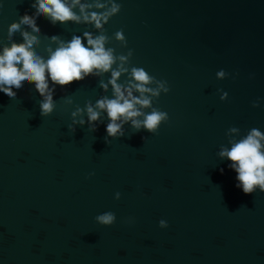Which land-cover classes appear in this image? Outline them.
Returning a JSON list of instances; mask_svg holds the SVG:
<instances>
[{
    "label": "water",
    "instance_id": "water-1",
    "mask_svg": "<svg viewBox=\"0 0 264 264\" xmlns=\"http://www.w3.org/2000/svg\"><path fill=\"white\" fill-rule=\"evenodd\" d=\"M115 2L121 11L103 31L38 18L36 52L47 59V48L58 46L52 36L106 35L105 48L117 57L133 52L118 83L127 84L131 67L167 81L170 92L153 98V107L169 122L156 134L135 132L129 122L126 135L107 144L103 113L97 131L85 123L71 133L77 107L112 98L111 85L100 87L111 72L55 86L49 117L34 84L13 89L14 100L0 92V264H264V192L237 188L231 161L218 155L229 139L252 128L264 133V0ZM33 3L0 0V54L24 42L8 29L34 16ZM121 30L126 48L115 40ZM232 127L239 132L227 135ZM106 212L116 216L110 227L96 220Z\"/></svg>",
    "mask_w": 264,
    "mask_h": 264
},
{
    "label": "clouds",
    "instance_id": "clouds-1",
    "mask_svg": "<svg viewBox=\"0 0 264 264\" xmlns=\"http://www.w3.org/2000/svg\"><path fill=\"white\" fill-rule=\"evenodd\" d=\"M109 3L111 7L101 3L100 0H94L92 3H81V0H35L32 4L36 9L34 16L25 14L19 22L12 23L8 29L10 39L16 32H21L24 42L19 44L13 42L10 47L5 46L0 54V92L14 100L17 98V92L13 89L21 90L25 82L34 84L36 91L42 97L39 104L43 117L51 116L55 110V86L65 87L73 82L83 81L87 77L111 72V79L107 83L101 80L100 87L107 92L111 85L112 98L103 96L95 104L89 101L85 108L77 107L71 114L72 124L69 125V131L73 134L77 124L83 127L85 123L88 124L90 131L95 132L102 114L106 113L109 122L104 139L107 144L108 138L117 139L125 136L124 125L129 122L135 132L143 129L152 134H156L162 124L169 122L167 112L153 107V98L158 100L161 93L170 92L167 81L155 79L141 67H131L127 84L118 83L121 75L129 72L125 64L132 58L133 52L129 50L127 55L121 54L117 57L113 48H105L109 38L104 34L94 37L92 33L86 31L83 39L80 36H73L70 41L52 36L51 42L58 46L54 51L51 47L47 48V59L37 54L36 47L40 45L41 34L37 25L38 18H48L53 25L68 22L88 23L103 31L104 24L121 11V6L115 0H109ZM93 4L95 8L103 11L91 10ZM77 6H79V14L74 10ZM22 25L30 28L31 32L21 31ZM84 40L87 41V46ZM115 40L127 47V40L122 30L115 33ZM117 60L120 64L114 69L113 65ZM217 77L223 79L225 72L219 71ZM153 84L155 87L151 86ZM133 91L138 92L139 96L133 95ZM221 100H228L226 92L222 93ZM67 102L72 103L71 100ZM259 106V102L253 103L254 108ZM141 109H151V111L145 112ZM85 114L87 121L83 119ZM238 132V128L232 127L227 135ZM262 142H264V133L252 128L240 139H229L231 147H221L218 153L222 159L231 161L229 167L237 173L236 187L246 195L255 193L257 189L264 192V143ZM221 172L223 173V169ZM116 199H120V193L116 194ZM96 220L100 225L110 227L115 224L116 216L112 212H106L98 215ZM160 227L167 228V222L161 220Z\"/></svg>",
    "mask_w": 264,
    "mask_h": 264
}]
</instances>
